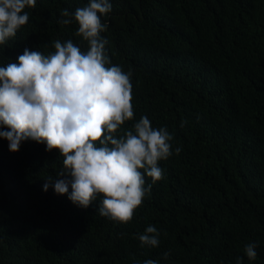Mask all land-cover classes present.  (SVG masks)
<instances>
[{
  "label": "trees",
  "instance_id": "16d2710c",
  "mask_svg": "<svg viewBox=\"0 0 264 264\" xmlns=\"http://www.w3.org/2000/svg\"><path fill=\"white\" fill-rule=\"evenodd\" d=\"M110 2L106 54L132 73L135 116L123 127L142 116L167 127L173 155L159 162L161 180L145 174L151 192L123 224L99 214L101 197L82 208L44 191L61 178L57 149L29 139L12 152L0 138V264H264V0ZM88 3L37 0L0 45V66L18 63L25 48L50 54L57 40L87 51L74 13ZM64 9L70 25L58 22ZM148 225L158 247L141 246Z\"/></svg>",
  "mask_w": 264,
  "mask_h": 264
},
{
  "label": "clouds",
  "instance_id": "9594fccd",
  "mask_svg": "<svg viewBox=\"0 0 264 264\" xmlns=\"http://www.w3.org/2000/svg\"><path fill=\"white\" fill-rule=\"evenodd\" d=\"M36 2L0 0V45L28 23L25 9L35 8ZM111 11L110 0H89L75 10V35L87 42V51L71 39L57 40L50 54L25 48L18 63L0 66V138L9 142L12 152L29 139L46 144L49 152L57 149L63 157L57 173L61 178L47 179L44 191L53 187L82 208L101 197L99 214L127 224L152 184L163 178L159 162L173 155L174 134L167 127L154 128L147 116L131 128L123 127L135 116L132 73L111 65L106 54L108 41L101 33L107 24L102 16ZM61 16L62 25L73 22L67 9ZM185 124L182 121L181 127ZM181 151L175 148L176 155ZM145 174L152 179L147 187ZM159 236L157 228L148 225L138 239L142 247L154 248L159 246ZM256 247L246 245L249 260L256 259ZM168 256L165 253L164 259ZM144 264L159 262L148 259Z\"/></svg>",
  "mask_w": 264,
  "mask_h": 264
}]
</instances>
